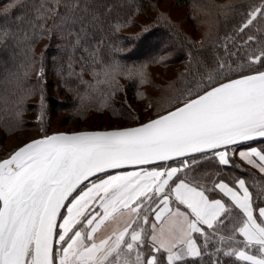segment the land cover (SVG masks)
Listing matches in <instances>:
<instances>
[{"label": "snow or ice", "instance_id": "snow-or-ice-1", "mask_svg": "<svg viewBox=\"0 0 264 264\" xmlns=\"http://www.w3.org/2000/svg\"><path fill=\"white\" fill-rule=\"evenodd\" d=\"M72 22L81 24L79 47L87 21ZM261 24L264 0L225 38L235 51L225 45L227 58L204 65L165 114L136 127L45 135L0 159V264H184L210 248L264 264V202L245 179L190 175L209 157L232 164L230 151L264 172V150L231 147L264 138V44L248 34ZM241 51L242 73L232 67ZM118 217L123 227L98 238Z\"/></svg>", "mask_w": 264, "mask_h": 264}, {"label": "trees", "instance_id": "trees-1", "mask_svg": "<svg viewBox=\"0 0 264 264\" xmlns=\"http://www.w3.org/2000/svg\"><path fill=\"white\" fill-rule=\"evenodd\" d=\"M13 3L0 14V29L7 33L0 38V159L19 147L6 141L26 131L43 137L82 127L119 128L165 114L204 65L227 58L225 45L235 51L225 38L261 0H0V13ZM166 3L185 9L186 21L199 33L189 32ZM79 18L87 21V35L81 33L74 47L81 24L72 21ZM248 34L257 35V47L264 44V31ZM239 57L229 63L237 60L232 67L248 71L243 51ZM256 146L264 150V139L231 147L238 153ZM229 158V165L216 157L200 160L190 175L230 184L244 178L256 202H264V173L231 151ZM217 258L221 264H245L214 248L184 264H213Z\"/></svg>", "mask_w": 264, "mask_h": 264}, {"label": "rangeland", "instance_id": "rangeland-1", "mask_svg": "<svg viewBox=\"0 0 264 264\" xmlns=\"http://www.w3.org/2000/svg\"><path fill=\"white\" fill-rule=\"evenodd\" d=\"M162 6H168V3L163 4ZM170 13L171 15L176 19V20H183L182 25L189 31V32H194L195 34L199 33V28H195V25H191L188 23V21H186L185 17L188 16L187 15V11L185 9L182 8H178V7H169ZM206 25V24H203ZM160 42L156 45V48L159 46ZM82 129H86V127H82ZM81 129V130H82ZM67 131V130H65ZM70 131H76V130H70ZM37 134L30 132V131H26L24 133H19L16 136L12 137L11 139L9 138L6 141V145L9 147H17V146H21L24 143L28 142L29 140L35 139L37 138ZM123 220L124 217H120L117 218V220H114V224L112 226V230L123 227Z\"/></svg>", "mask_w": 264, "mask_h": 264}, {"label": "crops", "instance_id": "crops-1", "mask_svg": "<svg viewBox=\"0 0 264 264\" xmlns=\"http://www.w3.org/2000/svg\"><path fill=\"white\" fill-rule=\"evenodd\" d=\"M251 148H253V147H251ZM254 148H256L258 151H261L262 149H260V147H254ZM250 148H247V149H243V150H240V151H248ZM255 159V158H254ZM244 161V160H243ZM245 163H247L249 166H251L252 168H254V169H256V170H258L260 173H264V172H261L260 170H259V167H258V163H257V165L256 166H254L253 164H249L248 162H246V161H244ZM118 218H120V217H118ZM115 220H117V219H115ZM114 220H109V221H107L102 227H101V229L99 230V232L97 233V237L98 238H104V237H106L107 235H109L110 233H112L113 232V230H112V226H113V224H114Z\"/></svg>", "mask_w": 264, "mask_h": 264}, {"label": "water", "instance_id": "water-1", "mask_svg": "<svg viewBox=\"0 0 264 264\" xmlns=\"http://www.w3.org/2000/svg\"><path fill=\"white\" fill-rule=\"evenodd\" d=\"M157 118V117H156ZM155 119V118H154ZM152 120V119H151ZM149 121V120H148ZM148 121L144 122V123H147ZM144 123H141V124H144ZM140 125V124H138ZM138 125H131V126H126V127H119V128H109V129H106V128H102V129H82V130H76V131H61V132H54V133H51L49 135H52V134H55V133H77V132H93V131H109V130H113V129H121V128H129V127H136ZM41 137H37L35 139H32L24 144H27L33 140H37V139H40ZM261 139H264V138H261V137H257L255 138L254 140H261ZM253 141V140H252ZM23 144V145H24ZM23 145L19 146L18 148L22 147ZM17 148V149H18Z\"/></svg>", "mask_w": 264, "mask_h": 264}]
</instances>
